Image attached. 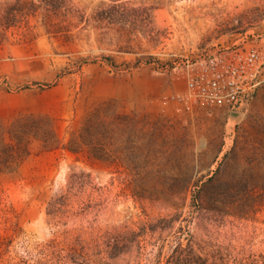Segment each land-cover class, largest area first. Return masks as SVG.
<instances>
[{
    "label": "rangeland",
    "instance_id": "1",
    "mask_svg": "<svg viewBox=\"0 0 264 264\" xmlns=\"http://www.w3.org/2000/svg\"><path fill=\"white\" fill-rule=\"evenodd\" d=\"M100 1L13 16L0 0V124L47 116L65 144L91 113L131 118L114 119L108 161L29 139L0 172V264H102L117 241L130 251L105 264H156L159 248L162 264L177 240L205 264H264V83L239 111L171 97L196 55L264 51V0H143L114 22ZM71 170L91 174L99 210L58 224L46 210ZM225 184L236 188L218 196ZM89 224L98 232L79 231Z\"/></svg>",
    "mask_w": 264,
    "mask_h": 264
},
{
    "label": "trees",
    "instance_id": "2",
    "mask_svg": "<svg viewBox=\"0 0 264 264\" xmlns=\"http://www.w3.org/2000/svg\"><path fill=\"white\" fill-rule=\"evenodd\" d=\"M66 2L68 0H15L9 10L13 16L16 14L24 15L32 11L37 5L45 4L47 6L45 10L51 13L61 10V6L65 5ZM144 3L145 1L143 0H102L98 6L99 16L110 22L127 21L128 17L125 15V12L127 10L142 8ZM8 16L9 14L5 17ZM103 59L109 66L114 67L111 58L103 57ZM115 118H125L126 121L127 119L130 121L131 119L127 114H110L109 118L102 119L97 113H91L84 119L78 132L65 144H62L59 139L52 119L47 116L28 115L19 117L9 127L0 124V138H4L7 134L12 140L7 144L3 143L0 148V172L13 168V166L19 164L29 154L28 142L30 138L39 140L43 150L61 148L73 154L85 153L93 160L108 161L113 154L111 147ZM215 179V176L207 179L202 189L203 194L208 192V185ZM92 181L93 177L89 172L69 171L60 194L47 206V217L54 219L55 223L59 224L66 217L79 218L80 216H88L90 214L96 215L100 204L92 202L96 195V192H94L96 189H93L92 187L94 186H91ZM218 188L220 190L218 196L224 197L229 190L236 187L225 184L224 187ZM237 191H235L237 195L243 196L241 190ZM248 192L250 196L256 195L255 191H253L254 193L251 190ZM244 194H247V191L245 192L244 190ZM79 231L91 234L98 232L96 227L90 224L88 227L80 228ZM154 239L159 240L158 237ZM192 245V241H187L183 244L180 240H177L162 264H205L207 258L193 255L191 252ZM129 251L126 242H112L106 251H102V254H104L102 256V264H105L106 259L117 260L119 256L125 255ZM160 254L161 249L159 248L156 254V264H159Z\"/></svg>",
    "mask_w": 264,
    "mask_h": 264
},
{
    "label": "built area",
    "instance_id": "3",
    "mask_svg": "<svg viewBox=\"0 0 264 264\" xmlns=\"http://www.w3.org/2000/svg\"><path fill=\"white\" fill-rule=\"evenodd\" d=\"M185 89L171 97L193 104L236 111L245 108L264 83V51L217 47L186 61Z\"/></svg>",
    "mask_w": 264,
    "mask_h": 264
}]
</instances>
